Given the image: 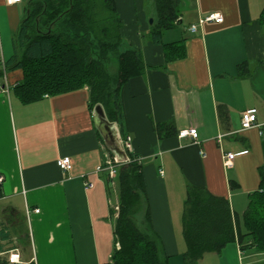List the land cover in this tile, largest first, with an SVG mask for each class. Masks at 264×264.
<instances>
[{
  "label": "crops",
  "instance_id": "obj_1",
  "mask_svg": "<svg viewBox=\"0 0 264 264\" xmlns=\"http://www.w3.org/2000/svg\"><path fill=\"white\" fill-rule=\"evenodd\" d=\"M29 1L0 0V231L6 235L0 236V256L7 260L9 251L17 250L21 263L101 264L119 248L113 230L120 165L112 178L96 171L115 157L101 140L87 87L30 103L14 94L22 71L4 67ZM114 1L122 47L137 49L145 66L121 92L123 131L145 182L141 226L147 208L167 264H264V252L241 250L237 241L187 261L182 229L190 186L227 199L237 216L251 194L263 189L264 23L259 15L264 0H179L178 22L163 31L158 44L151 38L154 0ZM212 12L222 21L188 29ZM175 41L182 54L167 56ZM242 63L247 72L240 75ZM248 109L255 111L257 125L241 129L240 115ZM159 124L169 127L159 131ZM189 127L197 129L196 140L177 136ZM228 152L235 155L226 163ZM62 157L70 158L66 171L57 165ZM5 210L12 211L10 219Z\"/></svg>",
  "mask_w": 264,
  "mask_h": 264
},
{
  "label": "trees",
  "instance_id": "obj_2",
  "mask_svg": "<svg viewBox=\"0 0 264 264\" xmlns=\"http://www.w3.org/2000/svg\"><path fill=\"white\" fill-rule=\"evenodd\" d=\"M154 1L157 20L151 38L158 44L163 31L178 22L179 0ZM27 9L28 17L15 33L14 54L4 67L22 71L21 80L13 87L17 98L30 103L44 95L87 87L89 108L101 104L108 121L117 124L121 138L126 137L122 88L131 77L141 74L145 66L137 49L122 47L121 19L115 1L30 0ZM259 21L264 23V7ZM168 45L171 49L167 53L173 54L167 56L182 54L179 41ZM111 55H116L118 61L113 84L105 68ZM246 68L242 63L239 74H245ZM3 73L0 68V77ZM167 125L159 124L157 128L160 131ZM126 154L130 160L120 164L116 176L118 213L113 234L114 244L118 243L119 248L114 247L109 260L101 264H167L162 241L152 229L147 208L144 225L136 224L134 215L145 201V182L140 161L133 153ZM261 186V191L251 194L240 216L232 213L227 199L204 188L188 187L182 216L184 259L195 261L204 254L218 253L232 241H237L241 250L254 247L264 252V174ZM4 214L10 219L12 211L5 210ZM0 236L6 235L0 231ZM0 264L9 263L0 256Z\"/></svg>",
  "mask_w": 264,
  "mask_h": 264
},
{
  "label": "built area",
  "instance_id": "obj_3",
  "mask_svg": "<svg viewBox=\"0 0 264 264\" xmlns=\"http://www.w3.org/2000/svg\"><path fill=\"white\" fill-rule=\"evenodd\" d=\"M9 1L11 3L21 2V0H9ZM207 21H215L219 23L222 21V16L220 15V13H214V12L209 13L205 17L199 18L196 23L191 24L188 27V29L191 32H195L201 24ZM256 125H257L256 114L253 109H248L241 113L240 115V128L241 129H249ZM177 136L179 138L191 137L193 140H196L197 139V129L195 127H189L187 129L179 130L177 133ZM120 142L126 153L131 152L132 150L131 138L128 135L124 138H120ZM234 155L235 154L233 152H228L224 154L223 157H224L225 162L226 163L230 162L234 158ZM129 160H130L129 157L127 156V160L123 163H126ZM57 165L63 171L70 169L71 168L70 158L62 157V158L57 159ZM118 165H120V163L117 162L115 158L113 159L108 158V159H105L101 164H99L96 167V171H105L107 172L109 178H112L116 174V166ZM2 179L3 177L0 175V182L2 181ZM86 185L88 187H91L92 183L87 182ZM34 211L37 212L38 209H35ZM115 245L119 247L118 243H116ZM7 261L9 264L21 263V256H20L19 251L17 250L9 251L8 256H7Z\"/></svg>",
  "mask_w": 264,
  "mask_h": 264
},
{
  "label": "water",
  "instance_id": "obj_4",
  "mask_svg": "<svg viewBox=\"0 0 264 264\" xmlns=\"http://www.w3.org/2000/svg\"><path fill=\"white\" fill-rule=\"evenodd\" d=\"M27 17L28 15L23 20H25ZM149 22H152V20H150ZM93 116L95 125L102 137L107 150L115 157L117 162H125L127 160V154L120 142L119 132L116 124L114 122L108 121L101 104H96L93 107Z\"/></svg>",
  "mask_w": 264,
  "mask_h": 264
},
{
  "label": "rangeland",
  "instance_id": "obj_5",
  "mask_svg": "<svg viewBox=\"0 0 264 264\" xmlns=\"http://www.w3.org/2000/svg\"><path fill=\"white\" fill-rule=\"evenodd\" d=\"M153 17V16H152ZM152 17L148 19V23L149 20H152ZM124 48V47H123ZM122 48V49H123ZM128 48H131L130 46ZM105 68L107 69V72L111 78V82L112 84L115 82L116 79V74H117V69H118V61H117V57L116 55H111L110 58L107 60V62L105 63ZM114 199V196L112 195V200ZM141 206H143L141 204ZM142 207H140V209L138 210V212L134 215L136 224L141 227V221L138 219L139 213H141L142 211ZM0 217H1V213H0ZM140 217V216H139Z\"/></svg>",
  "mask_w": 264,
  "mask_h": 264
}]
</instances>
